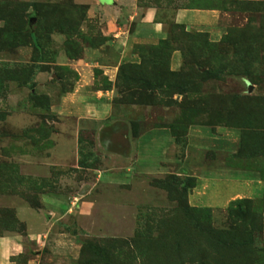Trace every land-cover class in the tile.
<instances>
[{
  "label": "rangeland",
  "instance_id": "obj_1",
  "mask_svg": "<svg viewBox=\"0 0 264 264\" xmlns=\"http://www.w3.org/2000/svg\"><path fill=\"white\" fill-rule=\"evenodd\" d=\"M0 237V264H264V0H0Z\"/></svg>",
  "mask_w": 264,
  "mask_h": 264
},
{
  "label": "crops",
  "instance_id": "obj_2",
  "mask_svg": "<svg viewBox=\"0 0 264 264\" xmlns=\"http://www.w3.org/2000/svg\"><path fill=\"white\" fill-rule=\"evenodd\" d=\"M0 238H2V239H3V237H0ZM4 238L6 239V237H4ZM6 242H7V240H4V241H3V243H6Z\"/></svg>",
  "mask_w": 264,
  "mask_h": 264
}]
</instances>
